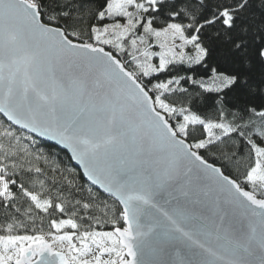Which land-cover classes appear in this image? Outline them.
<instances>
[{"label": "snow or ice", "instance_id": "1", "mask_svg": "<svg viewBox=\"0 0 264 264\" xmlns=\"http://www.w3.org/2000/svg\"><path fill=\"white\" fill-rule=\"evenodd\" d=\"M0 264H264V0H0Z\"/></svg>", "mask_w": 264, "mask_h": 264}, {"label": "trees", "instance_id": "2", "mask_svg": "<svg viewBox=\"0 0 264 264\" xmlns=\"http://www.w3.org/2000/svg\"><path fill=\"white\" fill-rule=\"evenodd\" d=\"M181 74L199 76L204 74V70L199 66H195L193 69L184 67ZM38 139L41 141V143L34 145L33 151L41 149L43 154L48 158V164L45 166V178L54 183L57 188L66 190V194L74 195L76 199H81V197L87 199V189L89 187L95 188V186L87 181L81 171L73 165L69 154L64 149L54 145L49 141H44L42 138ZM69 181H71L72 184L76 186V188H80L82 186L84 190L76 191V189L71 187ZM93 226L95 227L96 225ZM45 230H47L46 224ZM66 230L70 231V229ZM98 230H111V224H105L103 227H99Z\"/></svg>", "mask_w": 264, "mask_h": 264}, {"label": "water", "instance_id": "3", "mask_svg": "<svg viewBox=\"0 0 264 264\" xmlns=\"http://www.w3.org/2000/svg\"><path fill=\"white\" fill-rule=\"evenodd\" d=\"M42 139H43V138H42ZM49 142H51V143L54 144V142H52V141H49ZM57 146L60 147V148H62V149H64V150L69 154V156H70V158H71V151H70L69 149L63 148V146H61V145H57ZM71 161H72L73 165L81 171V173L83 174V176L85 177V179H86L87 181H89V180L87 179V176L84 174V169H83V167H82L81 165H79V164L77 163V161H75V160L72 159V158H71ZM89 182L91 183V181H89ZM95 187H96V186H95Z\"/></svg>", "mask_w": 264, "mask_h": 264}, {"label": "rangeland", "instance_id": "4", "mask_svg": "<svg viewBox=\"0 0 264 264\" xmlns=\"http://www.w3.org/2000/svg\"><path fill=\"white\" fill-rule=\"evenodd\" d=\"M154 50L158 51L159 49H154ZM154 62H157V61H156V60H154Z\"/></svg>", "mask_w": 264, "mask_h": 264}]
</instances>
